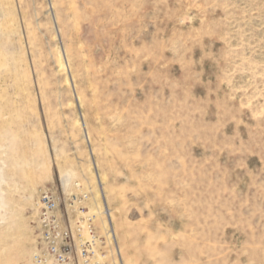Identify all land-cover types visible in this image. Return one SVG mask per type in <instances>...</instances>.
Segmentation results:
<instances>
[{
	"label": "rangeland",
	"instance_id": "rangeland-1",
	"mask_svg": "<svg viewBox=\"0 0 264 264\" xmlns=\"http://www.w3.org/2000/svg\"><path fill=\"white\" fill-rule=\"evenodd\" d=\"M45 189L96 264H264V0H0V264Z\"/></svg>",
	"mask_w": 264,
	"mask_h": 264
},
{
	"label": "built area",
	"instance_id": "built-area-1",
	"mask_svg": "<svg viewBox=\"0 0 264 264\" xmlns=\"http://www.w3.org/2000/svg\"><path fill=\"white\" fill-rule=\"evenodd\" d=\"M90 195L40 192L31 264H94L103 243L88 210ZM96 264V262H95Z\"/></svg>",
	"mask_w": 264,
	"mask_h": 264
},
{
	"label": "bare ground",
	"instance_id": "bare-ground-1",
	"mask_svg": "<svg viewBox=\"0 0 264 264\" xmlns=\"http://www.w3.org/2000/svg\"><path fill=\"white\" fill-rule=\"evenodd\" d=\"M70 179H71V175H69V174L62 178V182H63L64 186L69 184ZM1 205L2 206H1V209H0V217H1V221H3L6 218V214H7V212L5 211V206H3L4 205L3 200H1ZM103 214L106 216V222L105 223H107V226H110L109 218H111V215L107 213L106 209L104 210ZM105 223L103 221L104 230H107ZM112 236H114V235H112Z\"/></svg>",
	"mask_w": 264,
	"mask_h": 264
}]
</instances>
